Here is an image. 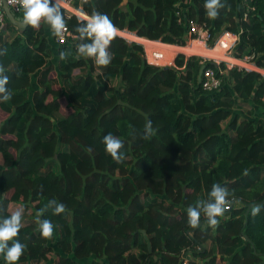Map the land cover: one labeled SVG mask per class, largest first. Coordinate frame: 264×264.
Segmentation results:
<instances>
[{
    "label": "trees",
    "instance_id": "trees-1",
    "mask_svg": "<svg viewBox=\"0 0 264 264\" xmlns=\"http://www.w3.org/2000/svg\"><path fill=\"white\" fill-rule=\"evenodd\" d=\"M221 3L215 19L207 16L205 0L81 5L87 15H107L137 42L183 46L179 11L205 24L212 37L238 34L236 57L249 56L264 70V0ZM61 14L78 35L75 29L85 21ZM3 34L0 50L7 51L0 66L12 96L0 102V220L11 215L10 205L23 208L22 227L8 242L25 245L16 264H181L184 251L202 264H264V208L254 218L250 210L245 215L247 205L264 200V119L238 114L245 107L264 114L261 74L227 70L229 85L208 93L198 81V58L178 56L172 68L151 66L141 45L115 35L106 67L78 57L73 38L59 46L55 79L42 26H27L10 42L2 41ZM61 51H70L67 60L59 59ZM147 120L155 134L144 139ZM109 133L123 142L121 163L105 151ZM217 183L232 193L230 208L217 227L202 214L199 226L190 228L187 208L208 200ZM51 199L66 212L48 210L40 217L53 224L46 240L37 213ZM0 264H6L2 254Z\"/></svg>",
    "mask_w": 264,
    "mask_h": 264
},
{
    "label": "clouds",
    "instance_id": "clouds-1",
    "mask_svg": "<svg viewBox=\"0 0 264 264\" xmlns=\"http://www.w3.org/2000/svg\"><path fill=\"white\" fill-rule=\"evenodd\" d=\"M62 0H0V7L5 5L15 7L17 11H22V22L31 28H38L43 21L47 24L54 37H63L67 31L66 22L61 14ZM88 0H82V4ZM224 7L221 0H205L204 8L209 18L215 19L219 10ZM84 20L80 26L75 29L78 35L72 38L78 41L76 53L78 57L91 59L98 67H106L111 62V55L108 52L111 40L115 37L117 28L105 14L93 11L91 15L83 14ZM71 35V33H69ZM6 49L0 50V55L6 54ZM71 55L70 51H61L59 59L67 60ZM9 76L5 74V68L0 66V102H6L11 99V92L7 88ZM152 121L147 120L144 125L143 138L147 139L154 135ZM102 143L105 151L117 163H121L125 157L120 152L123 142L113 136L111 133L103 137ZM91 151V149H89ZM230 191L227 187L220 184H213L209 193V199L198 201L196 206L187 208V223L190 228H197L203 214L208 226L215 228L219 225L218 217L222 216L229 208ZM264 208V204H253L250 208L249 215L256 217ZM51 210L54 215L66 212V206L58 203L55 199L49 200L43 208L37 213L38 231L43 239H50L53 235V224L48 219H40L43 214ZM23 208H17L12 211L11 215L0 220V254L4 256L6 264H16L23 255L25 245L15 241L9 246V241L13 240L22 227L21 219Z\"/></svg>",
    "mask_w": 264,
    "mask_h": 264
},
{
    "label": "built area",
    "instance_id": "built-area-1",
    "mask_svg": "<svg viewBox=\"0 0 264 264\" xmlns=\"http://www.w3.org/2000/svg\"><path fill=\"white\" fill-rule=\"evenodd\" d=\"M62 1L71 5L73 0H62ZM6 6L10 9V11L13 14H19L22 12V11H17L15 7L8 6V5ZM176 7L180 8L181 7L180 3H177ZM2 8L3 7H0V31L4 30L5 28V17L2 12ZM62 9L65 10L64 8ZM175 15H176L178 24L183 25L185 29L186 39L192 40L191 43H196L198 45V48L203 47L205 50H208L212 54L211 57L205 58L204 60L201 61V65L204 67V70L201 74V79H200L199 84L202 90H204L205 92L213 93L215 91H218L222 87V84H223L222 76L224 74V69L222 70L221 66L219 68L216 67V70L206 67V65L208 63L210 64V62H214V63H211V65L224 63L228 65L230 68L236 67L239 70H244V69L249 70V69L255 68L249 65L252 63L250 61L251 57L249 56H245L241 58L236 57L235 49L239 42L238 34L231 33V32H223L216 38L215 41H213L214 39L211 36V33L209 32L208 28H206L205 24L198 26V24L195 21L191 19L183 18L180 15L179 11L175 12ZM69 33L70 31L67 29L63 37H54L56 45L58 46L66 45L68 43V40L72 39V36H73L72 34L69 35ZM211 41L213 43L211 46L208 47L207 44ZM223 57L230 58V59H226ZM232 59H234L236 64L232 63ZM145 60L148 65L155 66V67L166 65L165 62H163L164 61L163 53L159 51H153L151 55ZM189 258H190L189 251L182 252L181 264H189Z\"/></svg>",
    "mask_w": 264,
    "mask_h": 264
},
{
    "label": "crops",
    "instance_id": "crops-1",
    "mask_svg": "<svg viewBox=\"0 0 264 264\" xmlns=\"http://www.w3.org/2000/svg\"><path fill=\"white\" fill-rule=\"evenodd\" d=\"M76 1H79V3H78V8H76L74 5H73V2H75V0H73V2L71 3V5H69L70 7H72L74 10H69V9H65L62 5H63V2L64 1H62L61 2V7L62 8H64L65 10H66V12H69V13H71L69 16H75L79 21H82V20H84V15L83 14H85V13H83L82 12V5H81V2H82V0H76ZM126 3H127V1H126ZM126 3H124L123 1H122V5H124V4H126ZM61 8V9H62ZM63 10V9H62ZM65 10H63L64 12H65ZM3 12V11H2ZM12 13V12H11ZM75 13V14H74ZM3 14H4V12H3ZM13 14V13H12ZM74 14V15H73ZM15 15V17L16 18H18V19H20V20H22V12L21 13H19V14H14ZM66 16H68L67 15V13H66ZM4 17H5V14H4ZM85 21V20H84ZM8 26H11V27H14L12 24H10L9 23V21L7 20V18L5 17V28H4V30H2V31H0V33H4L3 34V36H2V41H6V42H10L11 40H14V39H16V38H20L21 36H22V33L24 32V30L27 28H25V29H23V30H19L18 28H16V27H14V28H16V30H14V29H10L11 30V32H10V30H9V28H7ZM40 26H42V28H43V30H44V38L46 39V41L48 42V44L50 45V48H51V55L49 56V58L47 59L48 61H47V63H48V65H51V66H53V75H54V77H55V79H57L58 78V75H57V73H56V69H55V67L54 66H56V61H57V57H58V45H56V43H55V40H54V36L52 35V32H51V30H50V28H49V26L47 25V24H45L43 21L41 22V24H40ZM227 32H229V31H227ZM223 33V32H222ZM232 33V32H231ZM263 33H264V31H263ZM221 34V33H220ZM220 34H217L218 36L220 35ZM115 35L116 36H118V37H120V38H122V39H124V40H126L128 43H136V44H138V45H143V46H146L147 48H152V50H150V51H145V48L143 47V49H144V55H145V59L146 58H148L150 55H151V53L153 52V51H159V52H161L162 53V50H160L159 48L157 49V48H154V47H152V46H149V45H146V44H142L141 42H137L135 39L133 40V38L131 37V36H135V37H137L136 35H134V34H131V33H128V32H126V31H121V30H118L117 29V32L115 33ZM130 35V36H129ZM217 35H215V36H217ZM139 38V37H138ZM143 39H145V38H143ZM145 40H147V39H145ZM148 43H153L152 45H156L157 43H159L160 44V46H166L167 48H173L172 46H176V47H178V48H176V49H183L182 47H192V46H194V47H198V45L197 44H195V43H189L188 45H183V46H177V45H171V44H167V45H165V43H162V42H160V41H150V40H148ZM213 43V42H212ZM239 43V42H238ZM212 45V44H211ZM237 47V46H236ZM198 49H201V48H198ZM202 49H204V48H202ZM205 50V49H204ZM166 51V50H165ZM206 51H208V50H206ZM173 52V51H172ZM209 52V51H208ZM174 54H175V56H174V58L172 59V60H167L166 58H165V56H164V54H163V56H164V61L163 62H166L165 64L166 65H164V66H160V67H173L174 66V61H175V59L178 57V56H183L184 55V57L186 58V59H188V58H198L199 60H200V64H201V61L202 60H204L205 58H208V57H211V55L210 56H206V57H203V56H201V55H198V54H196V53H194V54H186V53H183V52H179V51H177L176 52V50L173 52ZM210 53V52H209ZM188 57V58H187ZM223 58H226V57H223ZM226 59H230V58H226ZM233 62H235L234 61V59H232V63ZM211 63H214V62H210V64ZM209 64V63H208ZM226 65V64H225ZM225 65H223L224 67H225V69H224V74H223V77L225 76V79L227 80V78H226V75H227V70H230V69H233V68H236V67H233V68H229V67H227V66H225ZM250 66H253V67H255L254 69H249V70H243V71H245V72H251V71H254V72H258L259 74H261L263 77H264V70L263 69H260V68H258L257 66H255V64L254 63H251V64H249ZM247 67V66H246ZM76 72H78V71H76ZM79 73V72H78ZM38 74H39V72H37V73H35V74H33L32 76H31V81H32V83L34 84V88L32 89V91L33 90H35V88H36V80H37V77H38ZM59 81V80H58ZM223 81H224V79H223ZM224 83V82H223ZM38 89V88H37ZM238 112V111H237ZM246 112H250V117H252V118H254V120H258V119H264V114H263V112H262V110H260V109H258V108H256V107H253L252 108V110H250V109H248V108H242V110H240L239 112H238V114L239 115H241V117L243 118V117H248L247 116V113ZM234 113H236V112H234ZM249 118V117H248ZM4 120V119H3ZM11 206V205H10ZM12 213V212H11ZM22 219H25V217H24V215H22ZM207 244H209V243H207ZM89 261L90 260H86L85 262H82V264H87V263H89ZM218 261H219V257H218ZM190 262H193L194 264H202V261L201 260H199V259H197V258H194V257H190L189 258V263ZM222 264V263H221Z\"/></svg>",
    "mask_w": 264,
    "mask_h": 264
},
{
    "label": "rangeland",
    "instance_id": "rangeland-1",
    "mask_svg": "<svg viewBox=\"0 0 264 264\" xmlns=\"http://www.w3.org/2000/svg\"><path fill=\"white\" fill-rule=\"evenodd\" d=\"M66 12V11H65ZM67 13V15L69 16L71 13H69V12H66ZM72 15V14H71ZM74 15V14H73ZM218 37V35L217 36H214L213 37V41H215L216 40V38ZM191 41L192 40H190V39H186V44L185 45H188L189 43H191ZM141 42H142V44H146V45H149V46H151L152 45V43H148V40H141ZM151 44V45H150ZM196 44V43H195ZM211 44H212V41L211 42H209L208 44H207V46L209 47V46H211ZM160 45V44H159ZM143 46V45H142ZM144 48H145V51H150V50H152V48L150 49V48H147L146 46H143ZM172 47H174V46H172ZM200 47H202V46H200ZM157 49L159 48L160 50H162V53L164 54V56H165V58L167 59V60H172L173 58H174V56H175V54L173 53L174 51H175V49H173V48H167L166 46H159V47H156ZM176 48V47H175ZM189 48V51H187V49ZM188 48H183V49H180V50H178L179 52H183V53H186V54H191V52L192 53H196V54H198V55H201V56H203V57H206V56H210L211 55V53H209L208 51H206V50H204V49H198V47H194V46H192V47H188ZM166 50V51H165ZM173 51V52H172ZM177 52V51H176ZM184 56V55H183ZM176 57V56H175ZM219 57H221V56H219ZM188 58V57H187ZM166 63V62H165ZM234 63V62H233ZM222 64H224V63H220V64H213V66L216 68V67H220ZM225 65V64H224ZM225 66H227V67H229L228 65H225ZM230 68V67H229ZM231 68H233V67H231ZM224 83H223V85H226V86H228L229 85V83H228V81L224 78V81H223ZM1 115V117H4L5 115H3V114H0ZM18 207L17 206H15V205H11L10 206V211L12 212V211H14V210H16Z\"/></svg>",
    "mask_w": 264,
    "mask_h": 264
},
{
    "label": "water",
    "instance_id": "water-1",
    "mask_svg": "<svg viewBox=\"0 0 264 264\" xmlns=\"http://www.w3.org/2000/svg\"><path fill=\"white\" fill-rule=\"evenodd\" d=\"M122 1L124 3H126L127 0H122ZM2 11L4 12L5 17L7 18V20L9 21V23L12 24L14 27L18 28L19 30H23V29H25L28 26V25L24 24L22 22V20L16 18L15 15L11 13L10 9L6 5L3 6ZM203 70H204V67L202 66L200 68V71H199V74H198V81L199 82H200L201 74H202ZM253 204H264V200L261 201V202H258V203H253ZM253 204L247 205V211H246V214H245L246 216H247L248 211L250 210V208H251V206Z\"/></svg>",
    "mask_w": 264,
    "mask_h": 264
},
{
    "label": "bare ground",
    "instance_id": "bare-ground-1",
    "mask_svg": "<svg viewBox=\"0 0 264 264\" xmlns=\"http://www.w3.org/2000/svg\"><path fill=\"white\" fill-rule=\"evenodd\" d=\"M65 9H69V10H74L72 7H70L67 3H65V2H63V5H62ZM133 39H134V37H133ZM145 40V39H144ZM187 51H189L188 49H187ZM194 54V53H193ZM233 64H236L235 62L233 63Z\"/></svg>",
    "mask_w": 264,
    "mask_h": 264
}]
</instances>
